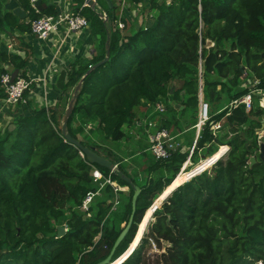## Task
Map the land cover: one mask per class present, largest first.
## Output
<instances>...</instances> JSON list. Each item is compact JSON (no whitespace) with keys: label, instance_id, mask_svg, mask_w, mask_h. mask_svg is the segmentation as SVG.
Segmentation results:
<instances>
[{"label":"trees","instance_id":"16d2710c","mask_svg":"<svg viewBox=\"0 0 264 264\" xmlns=\"http://www.w3.org/2000/svg\"><path fill=\"white\" fill-rule=\"evenodd\" d=\"M7 1L0 0V34L12 26L24 34L30 31L29 19L58 11L48 3L36 12L30 0H16L28 13L20 20L6 8ZM73 1L74 11L89 21L94 50L59 72L56 104L40 106L26 91L16 105L22 111L14 127L0 133V264H95L105 259L133 211L134 188L123 174L141 192L131 229L112 261L132 243L136 248L121 264L264 263V157L256 132L264 108L258 95L250 111L244 104L232 105L249 92L245 83L260 79L264 85V0H153V16L131 26L123 18L124 27L116 24L114 0L112 7L97 0L94 8ZM108 37L109 59L87 73L106 56ZM28 60L0 47V76L11 65L26 75ZM81 79L68 129L114 161L116 171L90 163L62 135L64 113ZM201 101L208 104L209 118L192 159L199 148L206 157L215 153L213 160L229 150L188 181L190 173L176 177L188 156L183 146L166 159L146 152L149 163L141 173L129 171L102 144L126 138V127L141 121L138 109L144 104L155 109L157 102L164 104V111L156 109L150 117L158 128L194 129ZM219 122L228 125L214 129ZM207 166L203 162L200 167ZM95 169L104 177L95 180ZM89 193L93 197L84 208ZM159 196L161 206L155 202L151 207ZM60 226L66 232L59 237ZM152 240L162 251L153 250Z\"/></svg>","mask_w":264,"mask_h":264},{"label":"built area","instance_id":"2783aa9c","mask_svg":"<svg viewBox=\"0 0 264 264\" xmlns=\"http://www.w3.org/2000/svg\"><path fill=\"white\" fill-rule=\"evenodd\" d=\"M152 1L153 0H119V5L121 10H119V16L118 19L116 20V24L119 27H124L125 23L123 22V18H126V20L130 24L133 11L137 6L142 10L146 21L149 16H153V12L151 11ZM157 1L169 3L171 0H157ZM36 2L37 0H30L31 7L36 12H40L41 10L36 5ZM83 6H87V5L83 3ZM73 7L74 6L72 4V1H70L67 3L65 7L59 9L55 13H48L36 18L29 19L30 33L34 35L38 40H42V41L57 37L59 39V48H61L71 39L70 37L76 36L83 29L89 28V21L87 17L82 13H80L79 11H74ZM135 15L136 14H134V16ZM104 18L108 19L107 14L104 15ZM143 21L144 19L140 20V22ZM11 46L12 45H10L9 48H11ZM44 76H46V74ZM41 80L45 81V78L31 77L29 75L28 67L26 69V75L22 74V72L19 70L17 77L13 81H11L10 72L2 74V76H0V82L5 88V96L0 97V109L9 108L12 106L15 107L20 101L24 99V93L26 91L29 92V97L36 98V93H39L38 91L39 87H37L36 81H41ZM245 85L246 87L250 86L249 92L244 94L242 97L235 99L232 102V105L238 106L239 104H244L246 110L250 111L254 107L255 97H256L255 95H258V97H261L264 100V85L263 86L261 85L260 79H254V81L251 84L245 83ZM45 105L48 106L47 103ZM263 108H264V101H263ZM156 109L162 112L165 110V106L162 102H157ZM208 118H209L208 104L204 101H201L199 120L195 125L196 136L192 145L186 149L188 151V156L184 161L181 170L177 174L178 176L179 174L190 173L186 181L192 179L194 176L212 167L219 159L223 158L224 155L229 150L228 149L227 152H225L223 156H221L219 159H215V160H213V156L215 153L211 156H207V157L204 156V158L201 159L197 164L190 167L192 164L191 162L192 155L197 149V141L201 137V131L203 129V125L208 120ZM221 126L222 123L219 122L214 124L213 128L217 129L218 127ZM256 132L258 135L257 136L258 143L259 145H261L264 142V115H263V125ZM146 133L148 140L147 150L157 159L169 158L172 156L174 151H176L178 148H181L183 146L182 143L179 140H177L176 136L171 131H169L166 128H158L157 123L153 120H149L146 127ZM221 146H219V148H221ZM208 160H210L211 163L209 164V166H207V168L202 169L200 166L204 161H208ZM93 175L95 177V180L104 177L103 173L99 169H95L93 171ZM107 181L111 182L110 179H107ZM117 188L123 190L121 186H118ZM92 197H93V193H89L86 196V198L84 199V205H83L84 208H87V206L90 204ZM151 206H153V204ZM128 248L120 255V257L127 252ZM152 248L156 252L162 251L161 249L158 248L157 244L153 240H152ZM132 252H130L125 257V259H127V257Z\"/></svg>","mask_w":264,"mask_h":264},{"label":"crops","instance_id":"0c3cea01","mask_svg":"<svg viewBox=\"0 0 264 264\" xmlns=\"http://www.w3.org/2000/svg\"><path fill=\"white\" fill-rule=\"evenodd\" d=\"M70 1L74 5L73 0H43L45 4L50 3L55 5L58 10L65 7ZM17 6L21 5L16 0H8L6 2V8L9 10H13ZM7 30L0 34V47L7 49L11 53H19L29 58V75L31 77L45 78V81H36V85L39 87V93H36L34 101L40 106L46 103L53 106L57 103L58 92L56 90V78L59 72L73 59L81 56H90L94 50V45L91 41V32L88 29H83L76 36L70 37L71 39L61 48H59V39L57 37L42 41L32 35L30 31L23 34L13 26ZM10 45H12L11 48H9ZM45 74L46 76H44ZM10 108H13V106L0 109V116L5 115V112ZM155 111L156 109L154 107L151 108L150 104L141 105L138 109V115L141 121L138 122V125L134 124L126 127L128 136L124 138L126 139L123 142L125 146L121 145L119 148L111 150L122 158V162L126 164L129 171L137 169L142 173L147 168L150 155L146 154V152L149 153L147 150L148 140L146 127L151 114ZM194 129L195 132L192 134ZM194 129L192 127V129H186L182 132H172L177 140L182 143L184 151L192 145L195 139L196 128ZM128 142L132 146L127 145ZM198 153H203V148H199ZM203 158L204 155L201 159ZM191 162L193 161L191 160ZM113 184L115 186L117 185L116 182Z\"/></svg>","mask_w":264,"mask_h":264},{"label":"water","instance_id":"95a60500","mask_svg":"<svg viewBox=\"0 0 264 264\" xmlns=\"http://www.w3.org/2000/svg\"><path fill=\"white\" fill-rule=\"evenodd\" d=\"M83 1H84V3L87 6H90L92 8L96 7L97 4H98L97 0H83ZM106 1H107V3L109 4L110 7L113 6L112 0H106ZM36 5L40 8V10L44 9V7L47 6V4H45L43 2V0H37ZM12 11L20 19H25L28 16L27 11L24 8H22L21 6L15 7ZM106 50H107L106 56L102 60H100L97 63L93 64L90 67V69L88 70L87 73H89L93 68L105 63L109 59V57H110V37H108L107 42H106ZM9 72L11 73V81H13V80H15V78L18 75L19 69L15 68L14 66L11 65V66H9ZM82 82H83V79H81L80 82L75 87L73 97L70 99L69 104H68V106L66 108V111H65V114H64L63 120H62V125H61L62 135L65 137V139L67 141H69L70 143L74 144L81 151V153L87 158V160L90 163H96V164L104 166V167H106V168H108V169H110L112 171H116L117 168H118V165L115 164L114 161H112L110 158L106 157L95 146H89V145L83 144L79 139L73 137L71 135L69 129H68V121H69V119H70V117H71V115L73 113L77 94L82 89ZM227 125H228V123H225L223 126L218 127L217 130H220L221 128H223L224 126H227ZM260 151H261V154H260L261 157H264V142L260 145ZM255 161H256V157L252 156L250 165L252 166L255 163ZM122 177L125 180H127L129 182V184H131L133 186V188H134L133 211H132V213L130 215L128 223L126 224V226L123 228V230L121 231V233L117 237V239H116V241H115V243H114L109 255L105 259H103V260H101V261H99V262H97L95 264H110L111 263L113 255H114L118 245L124 239V237L129 232V230L131 229V226L133 224L134 214H135V211H136L137 198H138V196H139V194L141 192V188L133 182L132 177L127 176L125 174H123ZM163 201H161L159 205H161L163 203ZM153 205H154V203H153ZM65 232H66V227L65 226H60L59 227V231H58V236L59 237L62 236ZM135 247L136 246H132V243L130 244L127 252L124 255H122L121 257L119 256L120 258L118 257L120 259L119 264H121L125 260V257L130 252H132L135 249Z\"/></svg>","mask_w":264,"mask_h":264},{"label":"rangeland","instance_id":"374dc122","mask_svg":"<svg viewBox=\"0 0 264 264\" xmlns=\"http://www.w3.org/2000/svg\"><path fill=\"white\" fill-rule=\"evenodd\" d=\"M49 1V0H48ZM99 3L101 4V3H103L101 0H99ZM114 3L116 4V9H115V11L117 12H119V10H121L120 9V5H119V0H114ZM110 14H112V11L113 10H107ZM134 14H136L135 16H134ZM134 16V17H133ZM144 19V21H145V16H144V14H143V12H142V10L137 6L136 8H135V10L133 11V15H132V17H131V24H133V22L135 23V22H138V24H140V23H143V22H140V20H143ZM131 24H130V26H131ZM54 67H55V65H54ZM263 99L261 98V97H258V100H257V103L258 104H260L261 106H263ZM40 103V102H39ZM41 104V103H40ZM69 104V103H68ZM222 104H218L217 106H215V109H217L219 106H221ZM64 106H65V103H62V105H61V111H64ZM212 108V107H211ZM10 110V111H9ZM22 110L21 109H19V108H17V106H15V107H13V108H10V109H8V111L7 112H5L6 114L5 115H3V116H0V133L1 134H4V130L6 129V128H9V129H12L13 127H14V120H15V117L16 116H18L19 114H20V112H21ZM65 114V113H64ZM193 134V133H192ZM93 136V138L95 139V140H99V136L100 135H98L96 132H94V134L92 135ZM124 140H126V139H123V140H119V141H114V140H108V141H103L104 143H102L104 146H106L109 150H114V149H116V148H119L121 145L123 146L124 144H123V142H124ZM127 145H130V146H132L131 144H130V142H128L127 143ZM125 146V145H124ZM229 148H230V146H229ZM144 153V152H143ZM203 155L205 156V155H207V152L205 151V149L203 150V153H201V154H199V153H197L196 155H195V157L192 159V164H191V166L190 167H192V166H194L195 164H197L198 162H199V160L203 157ZM144 158V157H143ZM147 160V159H146ZM149 161V160H148ZM207 165H209L210 163H211V161L210 160H208V161H204ZM116 187H118V186H120L117 182H116ZM122 187V189L123 190H128V188L126 187V186H121ZM163 193V192H162ZM162 193L160 194V196L162 195ZM160 196L154 201V204H155V202H156V206L155 207H157V205H159L160 204V202L161 201H163V200H159V198H160ZM159 206H161V205H159ZM152 207V206H151ZM148 210H149V208H148ZM148 210L145 212V215L147 214V212H148ZM145 217V216H144ZM155 220V217L153 216L152 217V219L149 221V223H148V226H147V228H146V231L145 232H148V228H149V224L151 223V222H153ZM142 223H140L139 224V229H141L140 228V225H141ZM66 227V226H65ZM138 229V230H139ZM144 232V233H145ZM137 235V234H136ZM137 237V236H136ZM258 264H264L263 263V261H258L257 262Z\"/></svg>","mask_w":264,"mask_h":264},{"label":"bare ground","instance_id":"6f19581e","mask_svg":"<svg viewBox=\"0 0 264 264\" xmlns=\"http://www.w3.org/2000/svg\"><path fill=\"white\" fill-rule=\"evenodd\" d=\"M180 175V174H179ZM179 175L177 176V178L179 177ZM170 189V187H168L164 192H163V194H162V196L161 197H163V195H165V193L168 191ZM160 197V198H161ZM158 200V199H157ZM148 213H149V210H148V212H147V214L145 215V217L143 218V220H142V224L140 225V228L142 227V225L146 222V220H147V216H148ZM139 229V228H138ZM140 230V229H139ZM139 230L137 231V237L139 236V234H140V232H139ZM119 259H116V260H114V261H112L110 264H115L116 263V261H118Z\"/></svg>","mask_w":264,"mask_h":264}]
</instances>
